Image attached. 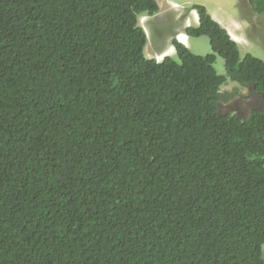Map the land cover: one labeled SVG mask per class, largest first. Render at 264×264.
Instances as JSON below:
<instances>
[{
    "label": "trees",
    "instance_id": "obj_1",
    "mask_svg": "<svg viewBox=\"0 0 264 264\" xmlns=\"http://www.w3.org/2000/svg\"><path fill=\"white\" fill-rule=\"evenodd\" d=\"M264 14V0H253ZM157 0H0V264H264V62L148 59ZM232 100L229 102L231 105Z\"/></svg>",
    "mask_w": 264,
    "mask_h": 264
},
{
    "label": "rangeland",
    "instance_id": "obj_2",
    "mask_svg": "<svg viewBox=\"0 0 264 264\" xmlns=\"http://www.w3.org/2000/svg\"><path fill=\"white\" fill-rule=\"evenodd\" d=\"M240 0H157L160 5V11L151 16L142 14L140 17V24L148 34V43L145 48V55L148 57H164L168 54H173L175 59H178L172 47V41L175 35L179 33L186 34V26L191 24L198 25V16L194 12L193 5L199 4L208 7L209 12L216 19L227 21L231 26H235L238 30L242 29L243 33H248L253 42L248 46V51L254 56L264 60V42L263 45L258 40L260 33L264 35V18L254 15L249 16L248 11L252 10L250 4L246 3V9L237 6ZM249 25L250 27L248 28ZM260 31V33H259ZM188 48L197 55L211 54L212 47L207 36L188 37ZM236 39V36H235ZM241 56L247 54L242 47H240ZM148 53V54H147ZM216 70L219 74L226 75V65L222 57L217 56L215 63ZM238 87L237 84L228 83L221 91L228 98L224 103V108L230 110L246 111L252 104H258V98H251V90L249 88H240V92H233ZM260 97V95H258ZM235 98H244L242 100H234ZM231 106H229V102ZM264 249V247H263Z\"/></svg>",
    "mask_w": 264,
    "mask_h": 264
},
{
    "label": "clouds",
    "instance_id": "obj_3",
    "mask_svg": "<svg viewBox=\"0 0 264 264\" xmlns=\"http://www.w3.org/2000/svg\"><path fill=\"white\" fill-rule=\"evenodd\" d=\"M246 3H248V4H250V6L252 7V10L251 11H249L248 9H247V11H248V14H249V16H251V15H254V17H255V19H256V16L257 17H263L264 18V14H259V13H257L255 10H254V7H253V0H240L239 2H238V4H237V6L238 7H240V8H242V9H246L247 7L245 6V4ZM197 5H199V4H196V5H193L192 7L194 8V12H196V16H198V25H196V26H193V25H191V24H189V25H187L186 26V34L185 33H179L178 35H175L174 36V39H173V41H172V47H173V49H174V53H176V55L178 56V50H177V47H176V43H178V44H181V45H183L185 48H187L189 51H191L187 46H188V41H189V38L188 37H192V36H190L188 33H187V29L188 28H190V27H198L199 26V24H200V17H199V14H198V12H197V10L195 9V7L197 6ZM160 6V5H159ZM203 6V5H202ZM206 7V6H205ZM206 9L208 10V7H206ZM160 11V10H159ZM208 12H209V10H208ZM209 14L211 15V13L209 12ZM212 16V15H211ZM213 17V19H214V21H216L226 32H227V34H228V36L230 37V39L237 45V48H238V51H239V53H240V56H241V51H240V47H242L245 51H247V54L246 55H251L252 57H254V58H256V59H259V60H261V61H263L264 62V60H262V59H260V58H258V57H256V56H254L252 53H250L248 50V46L251 44V43H253V42H256V41H253L252 40V37L246 32V33H243L242 32V29L241 30H238L234 25L233 26H231L227 21H223L224 19H221V20H218V19H216V17H214V16H212ZM141 25V24H140ZM142 26V25H141ZM245 26H248V28L250 27L249 25H245ZM143 28V27H142ZM144 29V28H143ZM144 31L146 32V30L144 29ZM259 33H260V31H259ZM146 35H147V39H148V34H147V32H146ZM202 36H206V35H202ZM235 36H236V39H235ZM201 37V36H200ZM208 37V36H207ZM209 38V37H208ZM209 40H210V44H212L211 43V39L209 38ZM259 41H260V43L263 45V42H264V35L262 36L261 35V33H260V38L258 39ZM148 43V42H147ZM146 46H147V44H146ZM146 46H145V48H146ZM211 47H212V45H211ZM212 51H213V48H212ZM192 52V51H191ZM193 53V52H192ZM148 54V53H147ZM211 54H215V57H216V61H217V56H220V57H222L219 53H214V51L211 53ZM195 55H197V54H195ZM209 54H207V55H199V56H203V57H205V56H208ZM245 55V56H246ZM146 56V55H145ZM157 57H148V56H146L148 59H155L156 61H158V62H162V61H164V59H166V57H172L173 58V54H168V55H165L164 57H159L158 55H156ZM244 56V57H245ZM244 57H242L241 56V58H244ZM223 59H224V61H225V65H226V70H227V64H226V60H225V58L224 57H222ZM176 60H178V59H176ZM216 61H215V63H216ZM214 63V64H215ZM216 68V67H215ZM220 75H222V74H220ZM224 76H227V72H226V75H224ZM228 83H234V84H237V86L238 87H236L234 90H233V92H231V93H227V94H232V93H234V92H240V88H249L250 90H251V95H250V97L251 98H258L260 101L259 102H261V104L262 105H260V103H258V104H252L251 105V107H249V108H251L252 110H254V109H260V110H264V94H261V93H258L257 91H256V87H255V85L254 84H252V83H249V84H247V85H243V84H240V83H238V82H235V81H232L229 77H227V82L221 87V90L225 87V86H227L228 85ZM221 94H223L222 93V91H221ZM223 95H225V94H223ZM258 95H260V97L258 96ZM242 100V99H244V98H235L234 100ZM248 108V109H249ZM247 109V110H248ZM263 255H264V249H263Z\"/></svg>",
    "mask_w": 264,
    "mask_h": 264
}]
</instances>
